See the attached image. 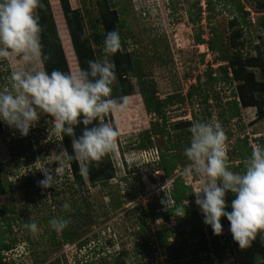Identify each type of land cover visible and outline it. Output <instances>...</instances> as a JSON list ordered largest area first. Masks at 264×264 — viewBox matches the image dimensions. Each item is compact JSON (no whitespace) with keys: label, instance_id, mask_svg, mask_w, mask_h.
Returning a JSON list of instances; mask_svg holds the SVG:
<instances>
[{"label":"rangeland","instance_id":"rangeland-1","mask_svg":"<svg viewBox=\"0 0 264 264\" xmlns=\"http://www.w3.org/2000/svg\"><path fill=\"white\" fill-rule=\"evenodd\" d=\"M48 1L68 72L75 71L79 67L70 38L69 52H66L63 44L62 32L66 33L67 38L69 34L60 2ZM114 1L117 3V15L124 21L122 30L131 33L130 38L126 39V52H133L134 57L139 59L146 76L155 82L157 94L162 99L176 93L185 96L190 85L197 83V77L201 82L208 80L206 73L209 67L214 71L212 76L222 74L217 67L225 63L218 61V53L209 50L206 44L196 42L198 33L201 38L208 39L212 37L210 28L214 27L217 34L221 35V41L218 42H223L221 47L228 53H238L243 57H254L257 53L254 46L257 44L264 49V34L258 26L264 10H256L258 0H248L245 3V9L249 8L250 21H255L252 27L242 26V14L224 0H213V11L207 9L206 0ZM69 4L71 8L80 7L79 0H69ZM92 8L95 11V7ZM231 21H234L233 24ZM93 50L100 58L102 48L93 46ZM0 63L2 90L7 87L10 71L19 65L16 62L11 65L6 61ZM41 69L43 70L42 65ZM249 70L255 73L253 80L260 81L259 68L252 67ZM228 71L231 72V69ZM131 81L135 86V80L132 78ZM115 82L116 79L111 87ZM235 87L238 92L237 82L230 84L218 81L214 85L222 104L233 97ZM257 94L253 92L252 95L257 98ZM258 96L259 101L264 99L261 95ZM127 98L126 110L106 117V120L119 125L120 136L117 138L115 152L108 155L115 176L105 185L92 187L85 176L83 184L79 185L70 163L67 162L65 175L57 188L42 189L37 183L27 190L14 189L0 195V205H8L14 209L13 213L6 214L10 217L11 232H2L4 240L10 245V249L0 252L3 264H101L104 261L112 264L113 257L119 253L124 264H209L212 253L195 251L199 238L191 231L195 221H200L201 233L210 237L208 231L211 226L204 223V216L198 205L183 216L172 214L164 217L160 214L167 209L161 201L167 199V189L173 178L159 177L154 160L158 156L157 147L165 145L167 140L161 134L154 135L151 137L152 145L145 149L136 148L137 134L151 129L152 115L144 110L136 86L134 93ZM209 103L210 116L198 95L193 97L192 102L189 99L183 103L174 102L167 114L173 122L189 121L194 115L199 121L214 120L224 131L230 132L225 148L232 170L231 164L237 166L238 158L229 154V151L237 139L244 135L248 139L264 136V102L260 110L253 105L241 107L240 117L228 122H224L219 115L220 106L213 98ZM51 119L47 114H41L39 122L29 131L32 136L30 143L27 138L19 140V131L0 120V167L4 170L6 181H16L21 176H28L30 182H37L44 178L40 169L54 168L58 157H66L68 153L62 152L67 150L63 136H57L52 131L49 122ZM184 128L175 129L176 131L172 129L170 133H179ZM72 139L74 138L71 137V143ZM187 163V159L183 164L179 163L174 175H181L192 188L193 185L199 186L197 178L184 176L183 169ZM244 165L236 172H242ZM164 186L165 191L162 190ZM228 197L227 193L226 198ZM65 203L70 205V212L63 210ZM60 216L70 220L64 230L79 232V238L71 243H58L62 231L58 233L49 225L51 218ZM32 221L39 227L36 234L24 227L25 223ZM0 224L1 233L7 226L5 222ZM227 225H223L221 235L229 232ZM53 238L56 240L55 244L52 243ZM79 240L86 241L80 248L76 245ZM230 243L219 260L222 264H264V233L258 234L246 249L231 247ZM213 264L218 263L214 261Z\"/></svg>","mask_w":264,"mask_h":264},{"label":"clouds","instance_id":"clouds-1","mask_svg":"<svg viewBox=\"0 0 264 264\" xmlns=\"http://www.w3.org/2000/svg\"><path fill=\"white\" fill-rule=\"evenodd\" d=\"M40 6V0H0V61L19 65L10 71L7 87L0 90V120L26 137L41 114H47L57 136H75L72 154L64 150L66 157H58L54 168L40 169L44 178L37 182L38 186L49 189L57 188L68 161H77L81 175L87 176L93 163L98 164L115 152L119 125L106 117L126 110L128 98L111 96L116 76L110 57L121 48L118 31L104 36L101 57L89 60L86 69L67 73L41 69L50 57L44 54L41 43L42 28L36 15ZM87 38L86 32L81 35L82 41ZM80 125L83 128L76 136L75 128ZM188 131L190 142L183 152L188 163L183 174L198 179L199 186L193 185L191 194L196 197L204 223L219 236L223 233L221 219L227 217L233 239L241 249L250 247L257 235L264 233V147L253 149L244 170L236 172L230 170L225 148L227 137L220 124L214 120H196ZM228 192L235 196L230 212L226 211ZM161 202L169 207L171 199L168 196ZM62 207L66 212L71 211L67 203ZM184 214L183 210L177 213ZM69 223L63 216L49 220L58 233ZM24 227L33 234L39 232L35 221L25 223Z\"/></svg>","mask_w":264,"mask_h":264},{"label":"trees","instance_id":"trees-1","mask_svg":"<svg viewBox=\"0 0 264 264\" xmlns=\"http://www.w3.org/2000/svg\"><path fill=\"white\" fill-rule=\"evenodd\" d=\"M224 1L231 3L242 14V26L244 24L248 27H252V24H255V21L253 23L250 21L249 11L245 9V3H247L248 0ZM59 2L69 34V37L67 38L66 33L62 32L63 44L66 46V52H69V43L71 41L79 68L86 69L88 66L87 62L89 60H95L98 58V55L94 53L93 46L102 48L104 36L108 32L114 30L119 32L121 38V48L114 56L110 57L111 61L115 65L116 76V82L112 86L111 96L113 98H120L132 95L134 93V87L136 86L137 93L141 97L144 110L147 114L152 115V120L150 122L152 125L151 129L140 131L137 134L136 148L145 149L149 147V145H152L151 137L154 135L161 134L167 140L165 145L157 147L158 156L154 161L157 163L158 170L163 172V175L161 176L162 178H173L167 189V198L169 196L173 203H171L169 207H167V209L160 214L167 217L172 214H177L181 210L185 211V213L191 211L193 207L197 206L195 203V195L191 194L193 188L186 183L185 179L181 175H174V172L177 169L178 164L180 163L181 165L186 160L183 151L190 142L188 136L191 134L188 129L191 127L193 121L199 119L196 115H194L189 121L178 120L173 122L167 114L168 109L172 104H174V102L183 103L186 99H189L192 102L193 97L198 95L199 100L205 104L208 116L211 115V111L209 110L211 103H209V100L213 98L216 101V104L220 106L219 115L222 117L224 122L240 117L241 107L243 106L253 105L258 107L260 110L261 104L264 102V99H261V101L258 100V94L264 98V49L257 44L254 46V49L257 52L254 57H243V55L238 53H228L226 49L221 47L223 42L221 44L218 43L221 41V35L217 34L214 27L210 28V34L212 37L208 39L201 38V35L198 33L196 35V42L198 44H206L209 50L218 53L217 60L225 63L220 64L217 67V70L222 74L219 76H212L214 71L211 67H209L206 73L208 80L201 82L199 77H197V83L190 85L185 96H181L176 93L162 99L157 94L155 82L146 76L139 59L134 57L133 52H126V39L130 38L131 33L129 31L124 32L122 30L124 21L117 15V9L115 8V4L117 3L114 0H96L95 2L92 0H79V8H71L69 0H59ZM40 4L41 6L36 10V15L39 17V23L42 28L41 43L43 45L44 54L50 57V59L46 60L42 64L43 70H46L49 73L53 70H60L67 73L68 69L60 39L53 17L50 13L49 1L40 0ZM92 6L95 7V11ZM206 7L208 10L213 11V0H206ZM256 10H264V0H258ZM233 22L234 21H231L232 24ZM258 26L264 34V16L259 18ZM238 30L240 29H237V31ZM85 32L88 34V38L82 41L81 35ZM241 45H244V41H242ZM252 67L259 68L258 76L260 77V81L253 80L256 76L253 71L249 70V68ZM229 68L231 69V72L228 71ZM132 78L135 80V86L132 84ZM218 81L230 84L237 82L238 92L235 87L232 93L233 97L226 100L223 104L221 103L219 92L214 90V85L216 86ZM253 92L258 93L256 95L257 98L252 95ZM247 94L250 95L248 96ZM183 127L185 128L179 133H170V130L172 129L175 130ZM82 128L83 125L75 128L76 136L81 133ZM1 130L2 125L0 121V132ZM225 134L227 139H229L231 133L225 131ZM24 138H27V141L30 143L32 138L30 132L26 137L21 136L19 140ZM73 138H75V136H73ZM256 140L259 141V147H264V136L258 137ZM63 141L66 145L68 154H72L73 149L71 137L63 136ZM184 141L185 143H183ZM252 151L253 149L247 135H244L240 139L238 138L237 142H235L232 149L229 151V154H233L236 158H238L237 166L231 164L232 171H239V169L243 167V163L246 162L247 158L251 155ZM68 162L71 165V171L74 175L75 181L79 185L83 184L84 178L86 177L90 186H103L115 176V170L108 155H106L98 164L93 163L89 168L87 176L85 177L81 175L79 163L77 161L72 160ZM3 173L4 170L0 167V195L7 194L14 189L27 190L30 186L37 184V182L40 181V179H38L37 182H30V179L27 178L28 176H21L16 181H6L7 177H5ZM228 195L229 197L226 198V203L228 204L226 211L230 212L232 210L231 203L234 200V195L229 192ZM13 212V207L4 204L0 205V223L5 222L7 226V229L2 230L0 233V252L1 250L10 249L9 242L4 240L2 232H5L6 230L11 232L9 223L10 217H7L6 214ZM194 212L196 213L198 211ZM65 218L67 219V217ZM199 222L200 221H195V224L191 227V231L194 232L193 235L196 237L198 236L199 238L197 240L198 242L196 244L195 251L211 252L213 257L209 259V264H213L214 261L218 264H222L219 260L221 259L224 249L229 247L228 244L230 242L232 245L231 247L240 248L239 244L233 239V235L230 230L226 235L217 236L213 233V229L209 228L208 232L210 237L207 238L204 233H201V225ZM221 223L222 225L227 223L228 229H230V222L227 220V217H222ZM143 225L145 226V223H143ZM77 238H79L78 231L63 230L60 240L57 242L67 244L73 242ZM221 238H223V240H221ZM85 242L86 241L84 240H79L76 245L80 248L85 244ZM52 243H56L54 238L52 239ZM2 256L3 255H0V264H3L1 262V259L3 258ZM215 257L216 259H214ZM101 264H106V261ZM112 264H124L120 253L113 257Z\"/></svg>","mask_w":264,"mask_h":264},{"label":"built area","instance_id":"built-area-1","mask_svg":"<svg viewBox=\"0 0 264 264\" xmlns=\"http://www.w3.org/2000/svg\"><path fill=\"white\" fill-rule=\"evenodd\" d=\"M247 10H249V8ZM251 19L253 20V15H251ZM252 22H254V20ZM249 142H250L251 146L253 147V149L259 147V141L256 140L255 137H254V139H249ZM157 174L159 175V177H161L163 175V172L161 170H157ZM170 184H169V186H170ZM171 203H173V201Z\"/></svg>","mask_w":264,"mask_h":264}]
</instances>
